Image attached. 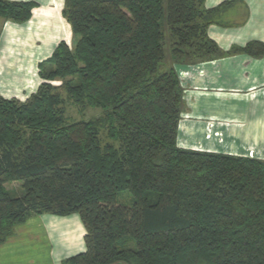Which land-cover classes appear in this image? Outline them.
Instances as JSON below:
<instances>
[{
    "label": "trees",
    "instance_id": "obj_1",
    "mask_svg": "<svg viewBox=\"0 0 264 264\" xmlns=\"http://www.w3.org/2000/svg\"><path fill=\"white\" fill-rule=\"evenodd\" d=\"M34 5L0 0V17L25 23ZM211 13L202 0H65L75 46L41 63L25 102L0 95V245L32 216L77 214L87 250L63 264H264V161L177 144L180 69L224 56ZM67 102L103 114L69 122ZM18 181L20 198L6 190Z\"/></svg>",
    "mask_w": 264,
    "mask_h": 264
},
{
    "label": "crops",
    "instance_id": "obj_2",
    "mask_svg": "<svg viewBox=\"0 0 264 264\" xmlns=\"http://www.w3.org/2000/svg\"><path fill=\"white\" fill-rule=\"evenodd\" d=\"M35 3L31 18L0 17V95L25 102L43 82L40 65L61 42L75 46L63 15L65 0ZM211 11L209 38L222 58L189 66L177 144L186 150L264 161V61L239 49L264 44V0H202ZM86 229L79 215H35L0 245V264H63L85 253Z\"/></svg>",
    "mask_w": 264,
    "mask_h": 264
},
{
    "label": "rangeland",
    "instance_id": "obj_3",
    "mask_svg": "<svg viewBox=\"0 0 264 264\" xmlns=\"http://www.w3.org/2000/svg\"><path fill=\"white\" fill-rule=\"evenodd\" d=\"M251 57H253V56H251ZM220 58H222V57H220ZM257 58L262 59L264 61V54L261 56H258ZM216 59H219V58H215V59H211V60H216ZM206 61H210V60H206ZM206 61H199L197 64L202 63V62H206ZM193 65H195V63H193V62H189V63L185 64V67L180 69V71H179L180 74L183 75V72L186 71L185 68H187L189 66H193ZM59 84H60L59 81L54 82V85H56V86H59ZM66 109H67L66 117H67L69 122L92 120V119L100 117L103 114V110L101 108H89L85 111H80L71 102H67ZM101 136H102L104 144L109 143V140H107V138H106V132L105 131H101ZM6 190L13 197L20 198V197L25 195V190L23 188V182L22 181L7 183L6 184ZM118 203H119V205H122V206L131 207L133 204V199L128 192H123L120 194V196L118 198ZM129 248H133V243L129 239L126 238L124 240L123 244H121L120 249L121 250H127Z\"/></svg>",
    "mask_w": 264,
    "mask_h": 264
},
{
    "label": "water",
    "instance_id": "obj_4",
    "mask_svg": "<svg viewBox=\"0 0 264 264\" xmlns=\"http://www.w3.org/2000/svg\"><path fill=\"white\" fill-rule=\"evenodd\" d=\"M113 264H125V263H123V262H116V263H113Z\"/></svg>",
    "mask_w": 264,
    "mask_h": 264
}]
</instances>
